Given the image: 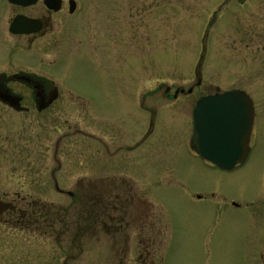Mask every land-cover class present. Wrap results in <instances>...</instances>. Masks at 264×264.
Returning <instances> with one entry per match:
<instances>
[{"label":"rangeland","instance_id":"374dc122","mask_svg":"<svg viewBox=\"0 0 264 264\" xmlns=\"http://www.w3.org/2000/svg\"><path fill=\"white\" fill-rule=\"evenodd\" d=\"M154 1L157 4L154 7L157 9L153 18L154 34L145 38L137 33L134 47L128 38L122 39V53L114 58L120 65L118 67H114L105 55L102 66H99L96 54L92 53L93 44L90 46L92 52L85 48L76 52L72 40L66 37L55 39L47 50L56 57V63L52 64L54 78L87 81L98 79L100 70L104 77L117 75L121 79L137 80L138 84L152 82L154 85L153 98L148 99V104L154 107V113L148 115L154 118L153 128L149 130V136L142 137L140 127L143 124L144 132L150 125L148 118L142 122L144 114L138 110L135 114L137 138H145V141H138L137 159L132 165L129 159L122 160V164L126 162L131 168L132 178H126L123 183L112 182L114 188L109 184L105 190L110 191L103 193L105 197L101 199L103 206L112 208V211L108 209L111 214H114V208L117 213L122 209L120 203L123 200H132L133 210L132 214L127 213V222L123 216L126 229L125 226L121 228L116 237L112 232L102 233L99 223L103 215L99 213H104L103 206L98 205L96 215L86 210L88 200L97 198L100 186L103 192L105 182H91L89 189L87 180L84 187L69 180V176L80 168L86 175H98L102 174L97 170L103 168L102 165L108 168L113 160L117 162V158L111 159L112 154L105 153L99 159L97 155L91 156L95 162L86 160L84 165L82 160L75 158L86 156L85 147L66 139L65 133L71 134L66 131L68 124L82 126L85 115L98 122V110L89 104L75 103L78 112L69 113L70 107L67 109L66 104L58 103L52 116L55 118L43 114L38 126V118L11 116L8 130L3 132L1 128L0 137L10 151L9 159L16 153L14 157L20 160L15 164L20 181L15 179L13 164L4 162L5 171H10L11 176L7 179L1 175L0 186H5L0 196L11 199L17 194L23 215L30 211L28 203L34 200L48 208L35 214L40 217L39 222L35 220L37 224L26 223L25 217L21 223H16V214L9 220V214H3L4 210L0 212V264H263L216 257L221 251L217 247L215 230L234 229L238 225L244 227V224L232 216V212L221 210L215 214V204L208 194L217 191L215 186L221 185L219 190L226 195V182L232 178L196 159L190 138L191 110L199 95L243 89L254 99L259 116L262 113L253 132L255 146L249 160V163H260L255 172L250 173L253 165L249 164L244 173L255 175L253 177L264 173V0ZM95 41L89 40L86 47ZM26 54L36 56L34 51ZM159 85H162L161 89H157ZM166 85L169 86V95L175 92V88L183 91L177 93L176 99L167 98ZM190 88L192 90L188 92ZM128 109L130 103L122 101L121 109L117 108L116 112H121L122 118L124 115L129 118ZM111 121H118V124L122 120ZM57 141L55 154L53 148ZM39 145L41 153L35 158L40 152ZM124 146L129 149V144ZM71 149L83 152L71 157ZM121 150L116 151V155L128 153ZM56 155L59 162L55 161ZM60 165L63 169L55 174L58 178L55 182L49 172ZM55 183L62 193L55 191ZM67 191H73V197ZM198 194L206 198L197 200L195 196ZM24 196L23 201L21 197ZM144 199L148 210L142 209ZM56 209L58 216H63V224L57 221ZM229 215L230 220H227ZM29 219L34 221L32 216ZM89 221L91 224L87 227ZM221 223L224 225H219ZM119 233L125 240L119 237ZM240 234L246 239L250 231Z\"/></svg>","mask_w":264,"mask_h":264},{"label":"flooded vegetation","instance_id":"af4514ba","mask_svg":"<svg viewBox=\"0 0 264 264\" xmlns=\"http://www.w3.org/2000/svg\"><path fill=\"white\" fill-rule=\"evenodd\" d=\"M156 6L154 0H0V129L2 128L3 132L6 131L5 129L8 130L11 116L38 118L39 120L36 122L38 126L43 114L48 113L50 118H55L52 116L54 110L58 108L56 107L58 103L66 104L67 109L70 107L71 112L69 113H73L74 110L78 112L75 103L83 106L89 104L92 108L98 110L97 113H100V115L98 114V122H95L90 115L87 119L85 115L86 121L82 122V126L80 124H77V126L68 124L69 127L66 131L71 134L67 135L65 133L66 139L73 141L72 144L78 143L85 147L83 151L86 152V156L83 159L75 158L76 160H82L84 165L86 160L95 162L93 161L94 158L91 157L93 155H97V159H99V157L104 156L102 154L107 153L109 156L112 154V160L117 158V162L113 160V164L108 168H104V165H102L103 168L97 169L102 174L86 175L83 168H80L79 171L69 176V180L78 182L79 187H84L83 183L87 180L89 189L91 182H105L103 183V192L100 186V190L96 194L97 198L90 202L88 200L86 210L93 215H96L95 212L99 213L97 210L98 205L103 206L101 199L105 197L103 195L106 192L110 191L105 189L109 188L112 182L123 183L126 178H132L131 168H128L126 162L122 164V160L127 158L130 165H132L137 159L136 147L138 141L143 143L145 141V138H137L136 124L138 122L135 114L138 110L144 114L142 122L148 118L147 121L150 125L148 130L142 132L143 124L141 123L142 137L149 136V130L153 128L154 118L148 117V115L154 113V107L152 104H148V99L153 98L154 85L152 82H149V85L138 84L137 80L121 79L117 75L114 78H108L107 75L104 77L100 70L97 75L98 79L94 78L87 81L79 78V80L75 78H54L55 69L52 64L56 63V57L47 50H50V46L55 39L66 37L72 40L73 49L76 52L82 48L90 51V46L93 44L92 49L94 52H90L96 54L99 66H102L105 55L107 60L112 61L114 67H118L120 65L115 62L114 58L115 55L122 53V39L128 38L131 47H134L136 46L137 33L145 38H150L154 34L153 18L154 13L157 11L154 8ZM91 39L97 41L86 47V43ZM116 48L119 49L115 52ZM124 49L126 50L127 46ZM32 51L36 53V56L26 54ZM31 59H34V61ZM94 61L96 62V60ZM34 64H37V66L35 67ZM168 87L167 85L164 86L167 98L176 99L181 89L175 88V92L169 95ZM161 88L162 85L157 86V89ZM204 95L207 94L198 96L192 108L196 101ZM247 95L253 108V117L247 141L248 153L245 158L241 162H237L231 169L221 170L193 154L205 166L221 170L220 173H225L232 178L229 183L226 182L225 188L228 190L226 195L219 190L222 187L221 185L219 187L215 186L218 192L210 191L208 194L213 204H215V214H217V211L220 213L221 210H226L229 214L232 212L234 214L231 215L242 220L244 224V227L238 225L234 229L215 230L218 241L217 247L221 251L216 257L218 259H224L222 257L244 259L249 263L264 264V173L260 172L256 177H253L255 175L252 176L250 173L256 171L260 161L249 163L255 146L252 138L253 132L262 113L259 116L254 99L251 95ZM122 101L130 103V110L128 109L126 113L130 116L129 118L125 115L122 118L123 114L116 112L117 108L121 109ZM96 103L99 104L97 107L95 106ZM108 115H110L109 118H107ZM24 119L22 124L25 122ZM112 119L122 121L117 124L118 121H111ZM76 133H78V136H75ZM0 138L2 140L0 144V177L2 175L4 178L10 179L11 172L7 169L5 171L4 162L6 164L11 162L14 166V175L17 176L15 179L20 181L15 165L20 160L14 157L16 153L9 159L10 151L5 148L3 137ZM125 144H129V149L124 146ZM57 146L58 141L54 142L55 154H57ZM119 149L125 150L124 152L128 151V153L118 156L116 151ZM28 150L31 149L28 148ZM38 150L40 152H37L35 158H39L41 153L40 145ZM71 151L72 153L69 154L71 157H77L80 152H83L80 149H71ZM55 161H58L57 155ZM83 164H80V166ZM249 164L253 165V169L249 174H245L244 170ZM54 165L56 167L55 163ZM62 169V165L57 166L56 169L52 168L49 172L51 180L54 178L57 182L58 178L55 177V174ZM122 170L125 172L122 173ZM4 186L5 184L0 186V194L4 192ZM56 186L57 183H55L54 188ZM111 188H114L113 185H111ZM55 191L58 192L57 188ZM67 192L69 196L73 197V191ZM113 192L115 193V190ZM5 196H0V212L4 210L3 214H9V220L10 216L16 214L17 217L14 221L16 223H21L22 217L26 218V223H36L35 220L40 219V217L35 214L48 208L43 207L42 204L34 200L28 203V210L30 211L23 215L24 212L21 213L23 207L19 205L20 198L17 197V194L15 198L11 199H3ZM21 198L24 201L25 196ZM139 198L142 199V197ZM195 198L199 200L206 198V196L198 194ZM123 203H126V205L123 206ZM141 206L142 209L148 210L146 199L142 201ZM120 207L122 209L120 208L118 213L117 209L114 208V214L108 212V209L112 211L109 205L102 207L104 213L100 212L99 214L103 217L100 219V223L97 221L102 233L109 234V232H112L116 237L121 228L125 226L126 229V215L127 213L132 214L131 211L133 210L132 200L130 198L123 200ZM31 216L34 221L29 219ZM123 216H125V220H123ZM116 217L118 218L116 219ZM142 217L141 211L140 221H142ZM226 218L230 220V215ZM39 219L37 222H39ZM90 224L89 221L86 224L87 227H90ZM219 225H224V223ZM234 225L233 222L232 226ZM112 227H114L113 230ZM245 231H250L249 237L246 239L240 234ZM118 235L125 240L123 235L120 233ZM222 249L229 250L222 251Z\"/></svg>","mask_w":264,"mask_h":264},{"label":"water","instance_id":"95a60500","mask_svg":"<svg viewBox=\"0 0 264 264\" xmlns=\"http://www.w3.org/2000/svg\"><path fill=\"white\" fill-rule=\"evenodd\" d=\"M252 117L251 101L242 90L203 96L192 110L191 147L217 167L231 169L248 153Z\"/></svg>","mask_w":264,"mask_h":264},{"label":"trees","instance_id":"16d2710c","mask_svg":"<svg viewBox=\"0 0 264 264\" xmlns=\"http://www.w3.org/2000/svg\"><path fill=\"white\" fill-rule=\"evenodd\" d=\"M43 205V207L45 206V204H42ZM46 207V206H45ZM58 213H59V211H58V209H56L55 211H54V214L56 215V216H58ZM62 217L63 216H58L57 217V221L59 222V223H62L63 224V220H62ZM67 224H65V226H66Z\"/></svg>","mask_w":264,"mask_h":264}]
</instances>
